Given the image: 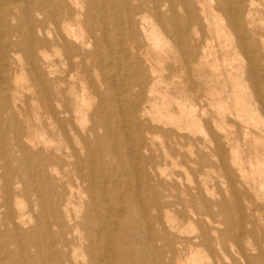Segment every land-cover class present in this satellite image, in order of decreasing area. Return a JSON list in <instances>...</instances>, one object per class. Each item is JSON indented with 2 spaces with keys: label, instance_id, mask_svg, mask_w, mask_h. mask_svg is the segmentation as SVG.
Wrapping results in <instances>:
<instances>
[{
  "label": "bare ground",
  "instance_id": "6f19581e",
  "mask_svg": "<svg viewBox=\"0 0 264 264\" xmlns=\"http://www.w3.org/2000/svg\"><path fill=\"white\" fill-rule=\"evenodd\" d=\"M0 264H264V0H0Z\"/></svg>",
  "mask_w": 264,
  "mask_h": 264
},
{
  "label": "rangeland",
  "instance_id": "374dc122",
  "mask_svg": "<svg viewBox=\"0 0 264 264\" xmlns=\"http://www.w3.org/2000/svg\"><path fill=\"white\" fill-rule=\"evenodd\" d=\"M258 3L262 2L263 0H257ZM218 47V44H217ZM228 89V88H227ZM238 126H234L232 128V131H237ZM241 154L240 156L243 159V163L246 167V170L248 171V174H250V162H249V152L246 147L242 146L241 148ZM208 174L211 178V186L214 188V199H219L221 196L218 193H222L223 196H226L228 200L232 203V199L229 195V186H228V180L224 173V171L221 169L220 162L214 158V168L208 170ZM192 177V176H191ZM223 229H225L223 227ZM188 253H184V258H187Z\"/></svg>",
  "mask_w": 264,
  "mask_h": 264
}]
</instances>
